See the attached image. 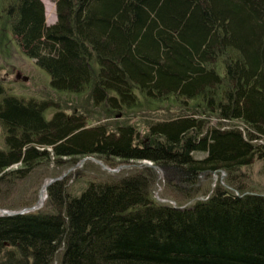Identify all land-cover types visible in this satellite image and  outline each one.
<instances>
[{"label": "trees", "instance_id": "16d2710c", "mask_svg": "<svg viewBox=\"0 0 264 264\" xmlns=\"http://www.w3.org/2000/svg\"><path fill=\"white\" fill-rule=\"evenodd\" d=\"M55 3L48 25L42 0H0V20L55 90L89 91L115 112L174 100L188 113L143 132L89 125L78 111L47 118L51 102L9 94L0 80V197L46 160L95 156L113 168L151 161L166 190L193 203L157 202L152 167L92 181L79 195L56 180L44 209L0 216V264H54L59 252L60 264H264V195L237 176L264 161V0ZM222 171L227 186H198Z\"/></svg>", "mask_w": 264, "mask_h": 264}, {"label": "rangeland", "instance_id": "374dc122", "mask_svg": "<svg viewBox=\"0 0 264 264\" xmlns=\"http://www.w3.org/2000/svg\"><path fill=\"white\" fill-rule=\"evenodd\" d=\"M42 1L46 8L47 24L52 25L57 20L55 0ZM0 80L4 83L6 91L9 94L25 98L34 97L51 102L46 113L47 118L52 117L53 113L57 110H64L70 113L78 111L87 114L89 125L106 123L114 127L129 123L140 127L143 132V129H146L147 124L150 122L176 116L179 113H188L187 109H180L179 103L174 100L143 102L144 104H141L137 108L115 112L104 105L96 107L93 104L89 91L74 94L67 91L55 90L51 85L49 72L39 66L32 57L25 53L5 20H0ZM207 119L211 123H217L216 119L208 117ZM239 127L244 128L242 124H239ZM0 148H6L5 132L1 124ZM196 156L204 158L206 155L197 153ZM19 166L17 164L9 169L14 170ZM146 167L154 168L158 176L153 191L154 199L157 202L171 204L178 208L181 206L187 207L193 203L192 201L189 203L186 201L181 202L182 198L179 195L176 196L174 191L168 192L166 190L164 172L153 162H122L117 168H113L112 166L105 165L102 160L95 156H88L76 163L64 161L56 165L50 160H46L37 165L26 178L16 179L14 183L10 182L11 184L5 185V190L0 197V202L5 204V208H1L0 210L7 211V213L23 214L44 209L48 199V192L45 200L40 203L43 188L46 183H50L53 180H66L68 191L72 195H79L92 181H106L111 178L118 179L125 175L136 173ZM237 172L238 180L243 182L249 190H254L264 195L263 160L256 159L252 164L240 168ZM227 178L228 175L225 172L222 175H217V173H212L211 175L205 174L200 178L198 186H210V193H212L218 183L227 186ZM177 185L180 186L178 183ZM206 197L200 196L199 199ZM176 200L180 202L177 203ZM0 214L3 213L1 212ZM61 254L62 252L57 254L54 264H60Z\"/></svg>", "mask_w": 264, "mask_h": 264}, {"label": "bare ground", "instance_id": "6f19581e", "mask_svg": "<svg viewBox=\"0 0 264 264\" xmlns=\"http://www.w3.org/2000/svg\"><path fill=\"white\" fill-rule=\"evenodd\" d=\"M211 125H215V123H211ZM239 128H241V127H239ZM151 162V161H150ZM159 169V168H158ZM217 173V175H222L223 173H224V171H222V172H216ZM47 185H48V183H46L45 184V186H44V188H43V192H42V195H41V199H40V203H42L44 200H45V198H46V194H47ZM171 205V204H170ZM179 208H184V207H179ZM3 213V214H0V216H4L6 213H7V211H4V210H0V213ZM10 213V214H9ZM9 213H7L5 216H11V215H15L14 213H11V212H9Z\"/></svg>", "mask_w": 264, "mask_h": 264}, {"label": "water", "instance_id": "95a60500", "mask_svg": "<svg viewBox=\"0 0 264 264\" xmlns=\"http://www.w3.org/2000/svg\"><path fill=\"white\" fill-rule=\"evenodd\" d=\"M56 181V180H55ZM54 182V180L52 181V182H50L49 184H48V186H50L52 183ZM15 214V213H14ZM16 214H19V213H16Z\"/></svg>", "mask_w": 264, "mask_h": 264}]
</instances>
